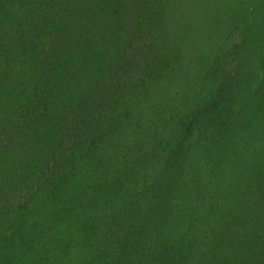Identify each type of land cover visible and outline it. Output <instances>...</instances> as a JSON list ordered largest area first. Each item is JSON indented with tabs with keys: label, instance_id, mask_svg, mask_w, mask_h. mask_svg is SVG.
Masks as SVG:
<instances>
[{
	"label": "trees",
	"instance_id": "1",
	"mask_svg": "<svg viewBox=\"0 0 264 264\" xmlns=\"http://www.w3.org/2000/svg\"><path fill=\"white\" fill-rule=\"evenodd\" d=\"M0 264H264V0H0Z\"/></svg>",
	"mask_w": 264,
	"mask_h": 264
}]
</instances>
